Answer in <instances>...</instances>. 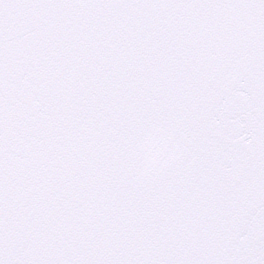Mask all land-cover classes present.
<instances>
[{
	"label": "snow or ice",
	"instance_id": "snow-or-ice-1",
	"mask_svg": "<svg viewBox=\"0 0 264 264\" xmlns=\"http://www.w3.org/2000/svg\"><path fill=\"white\" fill-rule=\"evenodd\" d=\"M0 264H264V0H0Z\"/></svg>",
	"mask_w": 264,
	"mask_h": 264
}]
</instances>
